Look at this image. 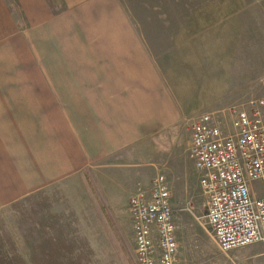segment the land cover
Instances as JSON below:
<instances>
[{
    "label": "crops",
    "instance_id": "crops-1",
    "mask_svg": "<svg viewBox=\"0 0 264 264\" xmlns=\"http://www.w3.org/2000/svg\"><path fill=\"white\" fill-rule=\"evenodd\" d=\"M146 3L189 0H0V245H24L0 248V264L111 257L137 185L165 174L155 150L208 108L176 29L137 24L176 13L132 7Z\"/></svg>",
    "mask_w": 264,
    "mask_h": 264
},
{
    "label": "rangeland",
    "instance_id": "rangeland-1",
    "mask_svg": "<svg viewBox=\"0 0 264 264\" xmlns=\"http://www.w3.org/2000/svg\"><path fill=\"white\" fill-rule=\"evenodd\" d=\"M132 7L139 11L144 7L146 18L151 12L161 16L176 13V20H164L163 17L137 24L146 29L175 28L178 54L187 57L191 54L194 81L200 86L204 82L208 84V108L200 110L199 106H191L187 109L188 114L196 109L200 111L190 119L184 117L181 123L171 128L159 150H155V159L159 151L160 170L165 173L170 186L181 264L264 262V255H260L263 244L240 247L228 253L219 250L205 217L206 196L199 185V174L186 151L191 123L199 115L214 114L222 130L228 133L232 131L235 110L247 108L252 100L264 98V0H189L186 5L175 7L152 3ZM185 14L192 20H184ZM159 40L161 50L166 49L168 36ZM143 166L149 168L146 164ZM17 220L20 225L24 224L23 212L17 214ZM1 228L0 235H6V225ZM20 230L24 233V228ZM115 231L118 236L111 257L107 253V258L98 260L97 264H139L133 221L131 223L128 219ZM0 248H12V252L20 254L18 251L24 250V245L5 243ZM15 263L25 264L24 261H12Z\"/></svg>",
    "mask_w": 264,
    "mask_h": 264
},
{
    "label": "built area",
    "instance_id": "built-area-1",
    "mask_svg": "<svg viewBox=\"0 0 264 264\" xmlns=\"http://www.w3.org/2000/svg\"><path fill=\"white\" fill-rule=\"evenodd\" d=\"M231 124L225 133L214 114L199 115L191 123L188 148L206 196L207 224L223 253L264 245V98L235 110ZM129 211L139 264H181L164 174L154 176L149 189L137 185Z\"/></svg>",
    "mask_w": 264,
    "mask_h": 264
}]
</instances>
